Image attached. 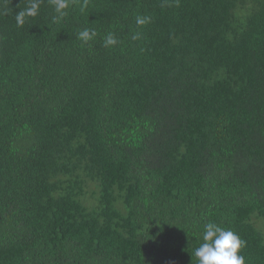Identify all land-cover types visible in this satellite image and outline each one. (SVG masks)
<instances>
[{"label":"trees","instance_id":"obj_1","mask_svg":"<svg viewBox=\"0 0 264 264\" xmlns=\"http://www.w3.org/2000/svg\"><path fill=\"white\" fill-rule=\"evenodd\" d=\"M84 2L0 0V264H264V0Z\"/></svg>","mask_w":264,"mask_h":264},{"label":"clouds","instance_id":"obj_2","mask_svg":"<svg viewBox=\"0 0 264 264\" xmlns=\"http://www.w3.org/2000/svg\"><path fill=\"white\" fill-rule=\"evenodd\" d=\"M40 2L41 0H28L29 6L17 13L18 26L23 25L26 16L35 17L39 14ZM49 2L59 17H64L67 14L65 10L69 6V0H49ZM86 5L87 0L84 2L82 11ZM144 23V19H137L138 25ZM96 35L94 30L85 28L78 33V39L83 43H88ZM133 38H139V34ZM116 42L114 35L109 33L104 40V46H112ZM202 241L199 247L195 249L196 264H245V257L240 254L245 242L232 229H226L214 222H208L204 225Z\"/></svg>","mask_w":264,"mask_h":264}]
</instances>
